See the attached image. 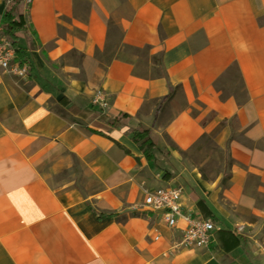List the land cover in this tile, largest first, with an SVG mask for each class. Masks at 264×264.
Masks as SVG:
<instances>
[{
  "label": "crops",
  "instance_id": "obj_1",
  "mask_svg": "<svg viewBox=\"0 0 264 264\" xmlns=\"http://www.w3.org/2000/svg\"><path fill=\"white\" fill-rule=\"evenodd\" d=\"M14 14L30 74L0 72V264H264V0H21ZM234 67L241 96L218 86ZM206 136L226 169L182 154ZM167 185L214 221L209 246H182L184 219L145 207Z\"/></svg>",
  "mask_w": 264,
  "mask_h": 264
},
{
  "label": "built area",
  "instance_id": "obj_2",
  "mask_svg": "<svg viewBox=\"0 0 264 264\" xmlns=\"http://www.w3.org/2000/svg\"><path fill=\"white\" fill-rule=\"evenodd\" d=\"M32 0H27L31 2ZM0 72L27 77L30 74V65L17 59L16 46L13 39L5 32L0 22ZM95 105H106L103 91H98L93 97ZM183 187L167 185L149 191L145 197V207L150 211L161 214L167 226L178 228L179 221L184 219L186 225L182 228L180 244L184 247H207L213 240L216 225L206 218L193 217L183 210ZM244 225L237 226L238 232L244 231Z\"/></svg>",
  "mask_w": 264,
  "mask_h": 264
},
{
  "label": "rangeland",
  "instance_id": "obj_3",
  "mask_svg": "<svg viewBox=\"0 0 264 264\" xmlns=\"http://www.w3.org/2000/svg\"><path fill=\"white\" fill-rule=\"evenodd\" d=\"M218 86L224 87L228 92L243 95L242 84L236 67L230 70L226 77L218 83ZM182 154L189 157L192 162L201 165V170L208 173H216L224 167L226 169L231 162L227 150L218 147L211 136L204 137L201 147L189 152H182ZM222 163H224L223 166Z\"/></svg>",
  "mask_w": 264,
  "mask_h": 264
},
{
  "label": "trees",
  "instance_id": "obj_4",
  "mask_svg": "<svg viewBox=\"0 0 264 264\" xmlns=\"http://www.w3.org/2000/svg\"><path fill=\"white\" fill-rule=\"evenodd\" d=\"M20 1L21 0H13V3L10 5V7H8L2 14L1 23L5 28V32L13 39V42L16 46L17 59H19L21 62H28L25 51L18 46L17 34L18 32L24 31L26 29V22L23 15L16 16L14 14L16 6ZM132 139L143 151L146 159L154 162L155 165H157L158 153L161 152V149L158 146L155 138L152 136L151 131L149 129L137 130L133 133ZM164 172V176L169 174L166 171ZM234 238L240 240L239 236H235Z\"/></svg>",
  "mask_w": 264,
  "mask_h": 264
}]
</instances>
